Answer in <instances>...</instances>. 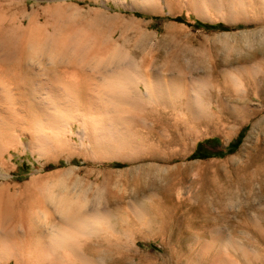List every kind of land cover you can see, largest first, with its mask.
I'll return each mask as SVG.
<instances>
[{"label":"rangeland","instance_id":"obj_1","mask_svg":"<svg viewBox=\"0 0 264 264\" xmlns=\"http://www.w3.org/2000/svg\"><path fill=\"white\" fill-rule=\"evenodd\" d=\"M0 2L4 5L0 9V17L5 16L4 25L10 24L7 21L13 20L14 29L20 36L31 37L33 34L37 35V38H43L50 35L67 40L70 44L68 48L70 60L77 61V64L84 61L79 65H85L88 70L92 69L89 67L92 60L90 65L95 63L93 69H103L110 63L111 69L116 68L119 73L124 72L122 70L125 68L135 72L144 71L151 75V79L155 78L154 80L175 79L177 85L185 80V83H189L187 85L195 87L199 85L202 87L204 84L225 86L228 84L225 83L226 79L245 78L243 82L252 90L247 94L249 98L247 101L253 103V107L261 109L259 115H264V0H0ZM38 46H35L38 50L35 47L34 51L32 48L30 51L27 49L29 54L35 53V50L38 55L49 51L46 45ZM101 50H104V53ZM37 66L34 88L39 90L43 88L41 91L49 90L52 94L51 91H54L53 98L58 99V93H62L60 91L63 85L47 82L53 73H47ZM246 69L249 72H246ZM77 72L69 71L67 80L71 83L81 82L83 75L78 72L82 75L79 76ZM161 87L163 90L160 87L153 89H157L155 92L164 93V98L169 95L167 96L169 98L165 99L172 100L173 94L168 90L170 86L166 88L161 84ZM164 89L168 90V93ZM27 90L29 92V89ZM67 91L68 94L63 91L66 98L61 99V102L67 100L66 103L64 101L66 110L70 109V114L66 111L67 117L63 120L67 125L64 127L66 143L60 141L58 144H61L58 145L56 138H53L52 142L51 136L55 137V129L50 126L48 117L41 115L37 117L41 122L38 121L40 124L37 126L35 138H31L29 130L22 137V142L16 138L8 143L0 139V202H3L0 203V210H3L4 204L5 207L9 204L12 209L14 208L12 216L4 217V226L16 225V231L22 234L24 226H21L19 219L26 221L25 217L31 216L37 222L34 225L35 228L38 226L36 230L43 233L42 240H46L43 241L46 245L54 242L52 238L60 239L62 236L59 233H62L63 229L59 223L63 221L64 216L57 209L64 206L71 209L81 207L82 210L96 208L100 209V216L94 221L98 231L92 233L90 228H87L86 232L72 233L73 240L83 243L77 244L73 250L78 249L79 254L82 253L83 257L96 264H107L105 261L110 251L111 257L118 264H264V238L258 237L252 226L238 225L240 217L237 216L235 206L221 218L215 213L197 215L194 211L195 206L201 203V197L209 198L208 195L213 197L215 187L220 188L226 178H234V170L246 159L247 154L245 150L240 152V147L243 143L251 145L252 139H256L255 135H252V138L246 140L250 131V124L246 120L240 123L235 121V118L232 119L230 114H225L226 111L231 112L230 109L237 103L224 100L229 108L222 112L225 118L228 117L226 121L224 120L226 127L224 131L228 133H204L192 142L184 155L176 152L180 146L167 149L154 143V148L157 146L162 156L176 152V157L161 161V158L148 154L149 147H153L152 143L147 145V142L143 143L142 140L138 141L143 145L135 143L136 138L141 137V133L145 131L149 132L148 135L153 137L155 142L162 133L170 134L171 123L178 116L165 108L161 100L158 102L159 100L149 99L144 103L145 106L133 102H131L133 105L123 104L122 107L125 105L123 108L128 109V115L117 110L115 113L112 112L111 114L116 115L114 118L123 114L131 116L133 120L136 118L143 120L151 130L136 125L134 133L128 127L126 134L123 127L121 130L124 132L121 135L124 133V137L126 135L127 138L124 140L121 136L123 140H120L114 132L119 130L120 122L114 120L113 130L110 125L106 129L103 122L101 123L100 118L104 117L102 115L92 117L90 114L85 116L82 113L80 118L75 109L81 102L74 98L73 91ZM0 96V101L2 100L0 111L10 108V101L7 104L5 95L2 93ZM174 97L173 95V101L176 99ZM53 98L51 101L57 100ZM33 100L27 97L11 106L25 119L33 114L28 109L31 108L30 104H34ZM36 103L34 109L38 110ZM73 103L78 106L75 107ZM50 105L52 106V103ZM70 106L75 109H71ZM139 106L144 107L138 109ZM52 110L54 111L50 109V112H53ZM134 112L136 115H133ZM165 116L171 118V123H166ZM7 118L11 119V114ZM108 121L111 122L110 119ZM92 125L99 126L98 131L90 129ZM132 134L139 136L135 138ZM132 138L133 140L135 138L134 142L131 141ZM135 146L138 147L137 151ZM123 153L130 156L129 160ZM158 154L160 156V153ZM123 155L125 159L122 158ZM156 186L161 187V192L155 189ZM143 187H147L148 192H155L148 195L149 197L143 196L141 190ZM23 205L28 211H23L25 208L19 210ZM1 211L0 220L4 216V212ZM21 211L23 213L20 215ZM248 212L249 218L262 225L259 230L264 235V215L254 209H249ZM3 230L4 228H0V233L9 229ZM92 243L96 249L89 251L87 246ZM55 250L59 264L70 262L84 264L80 262L78 256L65 262L66 249L62 245ZM243 251L247 256H243ZM73 253L76 252H72L70 258L74 256ZM48 254L40 255L45 263L49 262ZM1 263L6 264L7 258H0Z\"/></svg>","mask_w":264,"mask_h":264},{"label":"bare ground","instance_id":"obj_2","mask_svg":"<svg viewBox=\"0 0 264 264\" xmlns=\"http://www.w3.org/2000/svg\"><path fill=\"white\" fill-rule=\"evenodd\" d=\"M3 6L4 5L0 2V9H2ZM4 17L3 16L0 17V85L2 87V89L0 90V94L3 93L5 95L4 96V98L6 99L5 103L7 102V104H8L9 103L8 101H10V103H11V104H9L10 108L12 107L11 106L12 104L14 105V103H16L17 101L23 100L24 98H27V97H28V99H29V97L31 99H34L33 100L34 104H30L29 106H31V108H28V109H30L31 113H33V114H30L25 119L22 118V115L20 114V112H18V110L16 111L14 107H12L11 109L7 108V107H6L7 108L6 109L4 107V109H6V110L0 111V115H1V117H0V139H4V141L8 143V142H10L16 138L17 140L22 142V137L27 132H29V130H30L31 138H35V132L37 131V126L39 127V124H40L39 122H41L37 117L39 115H41L43 117L44 116L48 117L47 119L51 122L50 126H53L55 129V133H54L55 137L51 136L52 142H53V138H56L57 144L60 141L63 143L66 140L65 135H64V132H66V131H64V127L66 124L63 123L64 122L63 120H66L65 119L67 117L65 115L66 111H68V113H69L70 109L66 110L65 103L67 102V100H62V102H61V99L66 98V96H64L63 91L67 92V94H68L67 90H70V91L74 92L73 93L74 98H76L77 100H79L81 102V105H79V107H76L78 105L73 103V105H75L76 109H75V107L70 106L71 109H75L76 113L78 115H80V118L82 117L81 116L82 113H83V115L85 114V116L90 114V115H92V117L102 115L104 117L100 118L101 123L103 122L102 124L104 125V127L106 129L110 125L113 130H114V120H116V122L118 121L121 123L120 124L121 126H120L118 131L116 130L114 132H116L115 134H117V136L120 137V140H123V139L125 140L127 138V136L125 135V137H124V135H123L124 133L121 135V133L124 132L121 130V128L123 129V127H125L124 130H126L129 127V129L133 132V129H134V127H136V125L141 126V127H145V129H147V130H149V127L145 124L146 122L144 123L143 120H140L138 118L133 120L134 118L131 119V116H127L128 115L127 114L128 109L126 108L127 110H125L123 108L125 105L123 107H122V105L123 104H129V103H130V105H133V104H131V102H133L134 104H137V105H139V104L143 105L144 103H146V101H149V99L150 100L152 99L155 101L159 100L158 102L162 101L165 108H167L170 111H173V113H175L178 116L176 118V120H174L173 123H171L170 117H168V116L164 117L167 124L171 123L172 129H171V132L169 131L170 134H163L162 133L161 136H158L157 142H155V139L153 137L151 138L148 135V133H149L148 131L141 133L142 136L139 137L138 139L136 137H138L139 135L138 136L136 134H134V135L132 134V135L135 136V138L137 140V142H135V143H140L141 140L143 141V143L147 142L146 143L147 145H148V143H150V145L152 143L153 147H151V146L149 147L148 154L155 157V158H158V157L161 158V161L162 160L166 161V160H170V159L176 157V152L182 153L183 155L186 154V152L190 149L192 142L195 141L198 137L202 136L204 133L205 134L206 133H208V134L209 133H223V134L228 133V132L224 131L226 128L224 120L226 121L228 117L225 118L222 115V112L224 111V109H229L227 106V103L225 104L224 100H226V99L231 100L232 102H235L237 104L234 105L230 109L231 112L226 111L225 114H230L232 119L235 118L234 120L240 121V123L243 120H246L248 122V124H250V131L246 137V140H248V138H250L252 135H255L256 139L254 138V139H252V141L250 140L251 145H248L247 143H243L242 146L240 147V149H239L240 152H241V150H245L247 152V154H246V159L242 160L239 163V166L234 170V173H235L233 175L234 178L233 179H231V177L226 178L225 182L221 185L220 188L217 189V187H215L214 192H213V197H211L210 195H208L209 198L208 197L207 198L201 197V199H200L201 203H199L197 206H195L194 211L197 215H202V214L203 215H208V214L213 215L215 213L216 216L221 218V217H224L225 214L228 213V211L231 208H233V206H235L237 216L240 217V223L238 225L242 226V227L252 226L254 228V231L256 232L257 236L260 238H264V235L262 233H260V230H259L262 225L260 226L259 225L260 223L258 224L256 220H253V219L249 218V216H248L249 215V212H248L249 209H254L257 212L259 210V212L264 215V115H262V116L259 115L261 112V109H259L257 107H253L254 104L247 101L249 99V98H247V94L249 92H251L252 90H251L249 85H246L243 82V81H245V78H237L234 80L226 79L225 83H228V84L225 86H220V85H218V86H205V84H204V86H202V87H199L200 85L196 86V87L194 85L189 86V85H187L189 83H185L184 82L185 80L183 79L184 80L183 82L179 81L181 83V84H178L180 86L179 87L176 83L177 80L174 81L175 79L174 80L173 79L167 80L164 78V81H162L163 79L162 80L161 79L154 80L155 78L152 77V79H151V75L148 72H144V71L143 72H139V71L135 72L133 70H128L127 68H125L124 70H122L124 72L120 71L121 73H119L116 71V68L111 69V67L109 65L110 63H108L107 67H104L103 69L102 68L93 69V68H95L94 67L95 63L90 65L92 63V60H91L89 67L91 66L92 69L90 67L91 70H88L87 67L85 68V65H83L84 67L79 65L80 63H82L84 61H81V62H79V64H77L76 63L77 61L70 60V56H69L70 52L68 49V48H70L69 47L70 44L67 40L59 39L60 37L59 38H55L54 36L51 37L50 35L49 36L45 35L46 37L43 36V38H41L39 36H38L39 38H37V35L33 36V34L31 37H27L26 35L20 36L18 34V32H16L17 30L14 29L15 26L12 23L13 20L7 21V22H10V24H8V25H4L6 23L3 24V18ZM22 29H25V28H22ZM19 30H21V29H19ZM32 30H34V29H32ZM35 43H37V44H35ZM38 45L39 46H42V45L48 46L49 51H47L46 53L42 52V53H40V55H38L36 53L37 51L35 50V53L30 52V54H29L28 50L31 48H32L31 50H33V48L35 46L37 47ZM110 47H111V45L108 48H110ZM108 48L105 47V49H108ZM104 50H101L102 53H104L103 52ZM98 51H100V50H98ZM43 54H45V55H43ZM108 56H110V55H108ZM111 57L112 56H110V58ZM110 58H109V60H110ZM89 60H90V58H89ZM85 62H87V61H85ZM111 62H112V60H111ZM36 65H38L37 68H42L47 73H50V72L53 73L52 74L53 76L51 78H49V80L47 79V82L50 81L49 82L50 84H52V83L59 84L60 83V86H61V84L63 85L62 91H60L61 89L59 90L57 88L60 92H62V93H58L59 95L58 94L55 95V97H57V95H58V99L53 98L54 97V95H53L54 91H51V92H53V94H52V93H50L49 90L48 91H41V90H43V88L41 90L34 88L33 85L35 82V78H37V77H35V76H37L36 75L37 73H35V68H36L35 66ZM115 66H117V65H115ZM69 71L81 72L83 76L80 75V73L78 74V72H77V74L79 76L83 77L82 80H80L81 82L71 83L70 80H67V76H68L67 73ZM246 72H249V70L246 69ZM247 74H248V76H250L249 73H247ZM39 75H38V77H39ZM158 75H157V77H158ZM47 78H48V76H47ZM40 79H41V76H40ZM136 79L140 80L141 83H139L140 81H138ZM176 79H177V77H176ZM246 79H247V76H246ZM161 81H162V83H161ZM43 83L45 84V81ZM198 83H197V85H198ZM161 84H164L166 88H168V86H170V88L168 90H170V93L175 96L174 97V98H176L175 101H173V95H171V94L170 95L172 96V100L165 99L169 95H167L164 98V96H163L164 93L161 94V91L155 92V91H157V89L156 90L153 89L155 87L156 88L160 87L161 90H163L161 87ZM199 84H201V83H199ZM27 89H29V92ZM57 89H54V90H57ZM144 90H146V91L143 92ZM164 91H166V90L164 89ZM166 92H165V94L168 93V92L167 93ZM254 93H256V92H254ZM31 94L33 97H31ZM69 95H70V92H69ZM69 97H71V96H69ZM52 98H53V100L54 99H57V100L53 102V101H51ZM167 98H169V97H167ZM70 100H72V98ZM64 101H65V103H64ZM72 101H70V102H72ZM73 102H76V101H73ZM35 103L38 107V110L34 109ZM51 103H52V106L50 105ZM68 104H70V103H68ZM147 104H149V103H147ZM9 105H8V107H9ZM228 105H230V104H228ZM144 106H145V104H144ZM141 107L142 106H139L138 109H140ZM219 107H221L220 110H219ZM229 107H231V106H229ZM55 108H56V110H55ZM145 108H147V106ZM217 108H218V110H217ZM50 109H54V111L52 110L53 112H50ZM116 110L119 112L120 111L126 112L127 117L123 116V114L119 113L122 116L119 117V115H118L117 116L118 118L115 117L116 118L115 119L114 118L115 114L113 115L111 113L112 112L115 113ZM34 111H36V112H34ZM71 112H72V110H71ZM129 112L131 113V111H129ZM136 112H134L135 114H133V113L132 114L136 115ZM2 113H7V115L2 114ZM130 113H129V115H130ZM10 114H11V119L13 121H11V119L7 118L8 115L10 117ZM141 114H143V113H141ZM106 115H110V117H105ZM133 115H132V117H133ZM73 116H74V114H73ZM85 118H83V120H85ZM107 118L110 119L111 122H109ZM143 118H144V116H143ZM68 119L69 118H67V120ZM80 120H82V119H80ZM86 120H88V119H86ZM65 122H68V121H65ZM80 123H81V121H80ZM107 123H109V124H107ZM45 127H46V125H45ZM97 127H99V126H96V125L93 126L92 125V128H90V129H94V130L98 131ZM169 127L168 128L165 127V129L166 128L169 129ZM47 128L49 129V124H48ZM17 129H18V131H17ZM51 129L53 130V128H51ZM15 130L18 132V134ZM94 130H92V131L95 132ZM131 131H129V133ZM149 131H151V130H149ZM136 132H138L137 129H136ZM163 132H164V130H163ZM230 132H232V131H230ZM111 133L113 134V132H111ZM125 133L126 134L128 133L127 130ZM44 134H45V132H44ZM50 134H52V133H50ZM108 134H110V132ZM130 135H131V133L128 136H130ZM45 136H46V134H45ZM121 136L124 138L122 139ZM42 138L44 139V137H42ZM135 138H134V140H135ZM43 139H42V142H43ZM44 140H46V139H44ZM134 140L132 138L131 141L134 142ZM138 140H140V141H138ZM122 142L125 143L126 141L125 142L122 141ZM65 143H66V141H65ZM128 143H131V142H128ZM154 143L156 145H159V146L161 145L160 147H163V148L166 147L167 149H168V147H174V146H176V147L180 146V147H179V149H177L178 151L169 153V155H167V156H162L161 152H159L157 150V146H156V148H154ZM60 144H58V145H60ZM132 145H134V144L132 143ZM132 145H130V147ZM140 145H143V144L140 143ZM41 146H43V145H41ZM127 146H128V144H127ZM136 148H137L136 149V151H137L138 147H136ZM123 151H125V150H123ZM132 152H134V150ZM132 152L130 151V153H132ZM158 153H160L161 157L158 156L159 155ZM123 154L126 155L125 153H123ZM136 154H137V152H136ZM124 155L122 156V158L125 157ZM146 155H147V153H146ZM126 156H128V155H126ZM120 157L121 156H119V158ZM129 157L130 156H128V160H129ZM147 189H148L147 187H143L141 189L143 191V194H142L143 196L152 195L155 192V191L153 193H152V191L148 192ZM155 189L157 191L161 192V187L156 186ZM211 191H212V189H211ZM17 200H18V197H17ZM70 200H72V199H70ZM2 201H4V200H2ZM7 201H9V200L7 199ZM18 201H20V200H18ZM52 202H54V199H52ZM0 203L3 204V202H0ZM9 203H11V202H9ZM256 203L258 204L257 206H256ZM84 204H86V203H84ZM1 207H2V205H1ZM10 207H11V205L8 204V206L5 207V204H4L3 210L2 211L0 210L1 213L4 212L3 213L4 216L0 220V228H4L3 231H5L6 228L9 229V230H6L4 233H0V258H3V257L7 258L6 264H11L12 262H13V264H59V259L57 257V251L55 249L59 246L61 247V245L64 246L66 249L64 259L65 260L67 259V260L65 262H69L68 260L73 259L75 256L76 257L78 256L81 263L96 264L95 262H93V261L91 262L90 260L83 257V255H81L82 253L79 254V252H77L78 249L76 251L73 250V248L75 249L77 247L76 246L77 244L82 245L83 243H77L76 239L73 240L72 237L74 235H72V233L74 231L86 232L87 228H90V231H92V233H96L98 231V227L94 221H96L97 220L96 218L100 216L99 215L100 209L96 210V208L95 209L89 208V210H88V208L86 207L87 210H82L81 207H78V208L75 207V208L71 209L69 207L65 208V206L62 207L61 209H57V211L60 210L64 216L63 221L61 223H59L63 229V231H61L62 233H59L60 236L61 235L62 236L60 237V239L59 238L58 239L52 238V240L54 242L49 241L50 243L44 245L45 243H43V241H46V240H42L43 233L40 232L41 230L40 231L36 230V228L38 226L36 225L37 227L35 228L34 225H35L36 221L31 216H26L25 217L26 221L24 220L25 222L22 221V219H19V221H20L19 223L21 224V226H24V231L22 229V231H23L22 234H19L16 231V225H13L10 227L4 226V217L12 216L11 212H13L14 208L12 209V207H11V209H12L11 210ZM21 209H24L23 211H28L26 209L25 205L19 207V210H21ZM23 211L19 212V214L21 215L23 213ZM107 212H109V211H107ZM141 212H143V210ZM15 215H16V213H15ZM58 221H60V220H58ZM36 224H37V222H36ZM55 226H56V224H55ZM61 226H60V228H61ZM44 237L46 238V236H44ZM93 243L89 244L88 246L86 245L87 248L89 249V251L96 249V247H95L96 244L94 243L95 244L94 245ZM54 250L56 251V253ZM70 251L76 252L75 254L74 253L72 254L74 256H72L71 258L69 257L70 254L72 253V252L70 253ZM43 253H47V254L49 253L48 255L50 256L49 257L50 259H49L48 263H45L43 258H40V255ZM243 254H242L243 256H247V255H245V251H243ZM108 255H109V257H108L107 261H105L107 264H118L113 259V257H111V251L108 252ZM65 256H66V258H65ZM87 257H88V255H87ZM1 264H3V263H1ZM66 264H72V263L70 262V263H66Z\"/></svg>","mask_w":264,"mask_h":264}]
</instances>
